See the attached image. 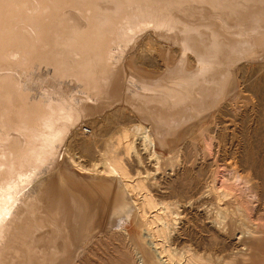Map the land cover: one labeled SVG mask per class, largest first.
<instances>
[{
	"label": "bare ground",
	"instance_id": "6f19581e",
	"mask_svg": "<svg viewBox=\"0 0 264 264\" xmlns=\"http://www.w3.org/2000/svg\"><path fill=\"white\" fill-rule=\"evenodd\" d=\"M154 29L168 45L160 57L141 50L139 76L127 54ZM263 57L264 0H0V264H82L90 245L116 236L122 264H254L264 226L233 177L219 172L206 190L200 169L185 188L175 182L211 149L206 123L224 125L239 79L254 90L245 64ZM115 107L94 140L79 135ZM182 144L183 172L159 193L139 146L159 163L157 146ZM235 166L236 180L247 170ZM231 213L244 241L230 246L219 231Z\"/></svg>",
	"mask_w": 264,
	"mask_h": 264
},
{
	"label": "rangeland",
	"instance_id": "374dc122",
	"mask_svg": "<svg viewBox=\"0 0 264 264\" xmlns=\"http://www.w3.org/2000/svg\"><path fill=\"white\" fill-rule=\"evenodd\" d=\"M154 32H155V29L153 31H151L150 33L146 32L143 36H141L136 41L135 46L133 47L134 50L132 49L127 54L128 58L137 56L136 57V60H137L136 63L139 62L142 59V54H143L141 52V50L143 52L144 51H148V52L150 51V48H149V50H145L148 48V45H152V47H153L151 49L150 53H153L155 51V48H156V51L154 52V54L157 52L155 55L160 57L159 53H161L160 52L162 49L161 47L164 46L166 49V45H168V44L165 41L157 42L155 40L156 35L154 34ZM150 34H152V35H150ZM146 35H148V36H146ZM148 40L150 43L148 42ZM161 43H163V44H161ZM155 45H157V47ZM141 48H143L144 50ZM157 50H159V51H157ZM137 51L141 52V53L138 55ZM138 58H140V60ZM259 61L258 60L257 61H250V62H247L248 64L243 63L245 65H252V66H250L251 68L249 69V71H247L246 74L249 78L250 77L252 78V79L250 78V80H252L251 83L253 85L254 90H252V88L247 89V87H245L243 82L239 79L238 85H239V88H241L240 86H243L240 89V93H243V95L240 94V96L237 99L232 100V101L227 100L224 102V106L226 107L225 108L226 110H224V112H223L224 114L221 117L224 125L219 126V125H216L215 123H211V122L206 123V125H209L211 128H213L212 129L213 135L211 134L207 139V141H208L207 143L211 145V149H209L207 153L202 152L203 154L200 153L198 155L197 162H196V165L194 167V171L191 173V170H189V172L181 175L179 180L176 181L177 183L175 182V186L176 187L178 186V189L185 188V186L188 185V183L191 181V179L195 178L196 174L198 173L197 171L200 169H202V171H203V173H202L203 175H202L201 179L203 180V184L205 185L206 190H207V187L209 186V184L210 185L212 184L213 176L219 172L222 173V176H224L225 179L226 178L232 179V177H233L232 182H234V186H235V188H237V189H235V192L239 191V192H237L239 194H237V193H235V194L237 197L239 196L238 198L240 200L242 199L241 201H243V202L245 201L244 202L245 204L243 202L242 203L248 209L247 214L249 215L250 218L254 219V222L264 226V207H263L264 206V67H263L264 61H262V59ZM142 63H143V60L141 62L137 63L138 67H139V69H137V73L139 76H145L144 74H146V73L144 70H148V67H145ZM261 63H262V67L258 66V65H261ZM253 66H255L256 68H252ZM140 68H143V69L141 70ZM149 72L156 73L157 70L153 69L151 71L149 70ZM239 75L240 74H238V77L241 76V75L240 76ZM241 82H242V84H241ZM248 90H251V91H248ZM248 96L251 98L249 99ZM240 97H241V99H240ZM240 101H241V103H240ZM232 105L234 107L236 105V108L234 110L232 109V108H234ZM228 106H229V108H228ZM113 111H116V107H115V109L111 108L109 110L104 111L103 113L105 115L102 113L101 115L95 117V119L93 118L92 121L93 120L94 121L91 123L89 122V124L85 125L81 129V131L79 132V135L84 136L87 140H94V127L96 129H98L97 126L99 125V127H101L103 125V123L106 124V122L109 120V118H113V120L115 117L117 118V116L115 114H112V113H116ZM230 111H232V112H230ZM111 115H114V116H111ZM108 116H110V117H108ZM105 117H108V119ZM104 118L107 120H105ZM100 122H101V124H100ZM223 126H228V128H231V129L229 131H227L226 133H224V131L222 130ZM85 128L90 129L92 131V133L90 135L84 134L83 130ZM114 131L117 134V132L119 130L115 129ZM111 132H109V134L111 136L113 135V133L115 135V132H112V133ZM137 142L138 143H136V145H140L139 144L140 139ZM139 150L142 152L141 154L143 156H145L144 157L145 158L144 165L146 167L144 166V168H143L144 171L145 172L148 171L150 173V175H152V176H149L148 182L154 187V189H156V191H159V193L161 191L163 194L164 190H161V188H162L161 185L164 184L165 182L169 181L170 179H175L177 174H180L183 172L182 170L184 168V162L182 159H183V154L185 151V145L182 144V145H180L179 148L177 146L178 151L177 150L172 151L171 147H168L165 149V148H161V147L157 146L155 148V151L158 154V156H160V161L162 163L160 161L158 163L156 159L151 157L149 155V152H147L144 149V147L139 146ZM76 153H77L78 157H81L82 154L80 152H76ZM177 154H180V160L177 164L176 163L174 164L177 166H174L173 161L171 162V160L174 157H176ZM168 158L170 159V161L168 160ZM179 163H181V164L178 167ZM170 164L173 166H171ZM234 166L236 168H238V170H240L241 173H243L242 170H244L243 168H245V170H247L246 172L250 173L251 176L254 178L255 182H257L256 185L259 184V189L257 188V191L256 190L255 191L250 190L249 186L247 187V184L244 183V180H241V179H243L242 176L243 175L245 176L247 173L246 174L243 173L241 175V178L238 177L239 180L238 179L235 180V177L233 175H231V171H232ZM158 167H160L159 171H158ZM198 167H199V169H198ZM231 167H232V169H231ZM146 176H147V174H146ZM227 180H229V179H227ZM156 185H157V187H156ZM195 189L196 188L191 190L192 193H197L196 192L197 190H195ZM243 192H245V193H243ZM254 193H255V195H254ZM204 197H207V194H205ZM257 197L260 199H258ZM234 199L235 198H232V200L230 199L229 204H228L229 206L230 205L234 206V203H235V202L233 203V201H235ZM249 201L251 202L250 206H249V203H250ZM246 204H248V205L246 206ZM214 207L215 206H211L209 209V210H211V211H209V212H211L210 213L211 218H214V216H213L214 214L212 213V211L215 213V210H213ZM253 208H254V210H252ZM250 214H251V216L253 214L254 215L251 217ZM227 220H229V221H226V224H227L226 232L225 231L224 232L219 231V233L222 236H224L225 238L227 237V239H228L227 243H230V246L235 245V243L240 244L241 241H244V238L241 236L242 227H241V225L238 224V221H237L238 217L231 213V215L229 216V218ZM236 222H237V224H236ZM198 225H199L197 228L198 231H196L197 230L196 229L195 233L196 234L198 233L197 235H199V233H200L199 236H205V237L209 236L210 237L209 233L202 232V229L204 228V226H201L202 224H200V223ZM187 227H189V226H187ZM132 228H133V230L131 231V234L134 236V234L135 235L137 234V229L134 226H132ZM192 229H194V228H192ZM232 232H233L232 237H229L228 234L232 233ZM234 232H236V233L238 232V233L236 234ZM239 236L242 240L239 239ZM234 237L235 238L237 237V239L234 240L235 239ZM112 240L114 243L112 242ZM252 243L254 245L256 244L257 246H259L258 245L259 243L257 244L256 241L252 242ZM252 243H250V244H252ZM96 244H97V242H95L93 245H90L91 247L88 248V250L86 251L85 260L82 264H122V253L125 250V248H124L125 245L122 243L121 238L116 236V237H114V239L111 238L107 241L101 242V244H99V245H96ZM259 247L262 249V252H264V246H259ZM120 250H121V252H120ZM254 264H264V256L262 255L259 258H256L254 261Z\"/></svg>",
	"mask_w": 264,
	"mask_h": 264
},
{
	"label": "snow or ice",
	"instance_id": "6c2138e0",
	"mask_svg": "<svg viewBox=\"0 0 264 264\" xmlns=\"http://www.w3.org/2000/svg\"><path fill=\"white\" fill-rule=\"evenodd\" d=\"M0 196H2V192H0Z\"/></svg>",
	"mask_w": 264,
	"mask_h": 264
}]
</instances>
